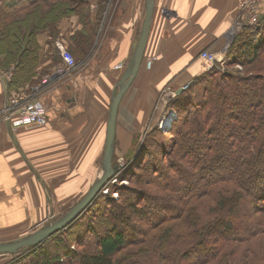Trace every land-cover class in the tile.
Instances as JSON below:
<instances>
[{
	"label": "crops",
	"instance_id": "crops-1",
	"mask_svg": "<svg viewBox=\"0 0 264 264\" xmlns=\"http://www.w3.org/2000/svg\"><path fill=\"white\" fill-rule=\"evenodd\" d=\"M243 1L155 0L140 69L117 110L115 153L124 154L146 128L147 110L163 88L171 86L178 93L201 75L200 53L221 51L231 43V28ZM89 3L94 17L98 0ZM145 4L146 0H107L100 24L92 31L76 17L58 24L54 45L69 50L77 67L61 73L60 59L51 68L53 81L38 93L35 88L27 93L28 86L19 93L42 102L46 125L14 131L1 124L0 244L60 218L64 208L79 202L100 177L111 99L139 40ZM88 32L95 35L93 45L81 56L76 35ZM49 42L48 34L39 35L42 55ZM5 74L0 69V112L9 98L19 96L9 90Z\"/></svg>",
	"mask_w": 264,
	"mask_h": 264
},
{
	"label": "trees",
	"instance_id": "trees-1",
	"mask_svg": "<svg viewBox=\"0 0 264 264\" xmlns=\"http://www.w3.org/2000/svg\"><path fill=\"white\" fill-rule=\"evenodd\" d=\"M0 2V69L4 73L11 72L8 87L16 96L22 93L26 86L30 88L27 93L39 87L42 78L50 73L47 70L59 64L60 53L54 45L58 35V24L64 19L76 17L83 26L92 31L94 26H99L107 4V0H98V9L92 17L89 0H0ZM262 17L264 15L260 14L257 24L248 26L244 33L238 35L229 51V54L236 51L235 48L238 45L244 48L249 46L247 50L252 58L242 63L245 70L249 72L246 76L224 75L214 79L201 75L187 85V93L179 95V99L192 98L187 94L200 86L198 90L200 95L197 94V96L201 101L194 104L193 113L179 119L177 121L179 125L173 124L171 128L174 129L167 133L176 134L177 137L172 142L175 148L173 156L169 157L170 155L165 153L159 164L155 163L149 168L154 177L158 176L164 181L162 186L157 183L163 195L174 192L184 194L182 198H177V204H173L174 210L170 208L171 204H168L169 207L166 205V208H162L165 212H172V214L163 212L161 216L153 217V221L148 220L146 227L141 226L136 230L127 224L122 225L124 222L122 210L119 212L109 210L108 213L114 216L113 223H111L112 228L102 229L97 236L93 251L81 253L77 259L78 264H127L129 260L135 258V254L142 252L141 247L138 248L142 243L137 242L145 239L150 231L154 232L162 228L164 223L185 216L187 219L191 216L192 220L189 221L193 223L192 226L195 229L198 228L199 223L202 224V227L195 230L192 236L198 238L203 236L204 241L200 243V249L210 252L211 256L215 257L217 252L213 250L212 245L223 237L217 235L218 229L223 228L224 233L234 231L232 219H227L233 214L229 210L237 209L240 204L248 201L249 197L254 202L249 203V210H247L253 219L251 232L248 236L242 237L241 241L240 238L239 243L246 244L255 240L256 248L251 249L247 259L250 256L254 257L255 252H258L261 259L264 258V22H262ZM41 34L49 36L50 42L47 44L49 45L47 50L52 52L51 55H47V52L46 55L45 52L44 55L41 54L42 50L38 43V37ZM261 35L262 39H260ZM76 38L82 46L81 56H86L93 45L94 33L76 35ZM40 66V71L37 72ZM174 106L180 115L186 110L185 108L182 110L184 104L174 103ZM157 132L159 134L161 130ZM220 132H225V134L222 136ZM152 136L156 137V135ZM131 142L134 149L141 140L136 136ZM142 146L143 143L137 149ZM163 148L166 149L165 146ZM137 149L133 153V161H136L141 156L140 153H143L142 148L139 151ZM175 152L181 153L177 159L180 163L171 164L170 159L175 161ZM174 164L178 168L167 169L174 167ZM184 167L186 172L194 173L199 180L200 186L197 187V192L189 190L183 193L172 179V175L183 172ZM126 174L123 173V178H127L124 177ZM167 179H172L173 183L165 184ZM146 198L142 194V197L139 195L132 200L133 203L140 205L141 201ZM205 198L208 202L200 204ZM197 200L200 201L195 203ZM116 203L111 201L112 205ZM126 204H129V200ZM215 216H217L216 221L213 219ZM203 217L208 219L202 220ZM75 221L76 219L66 229L74 225ZM196 222L199 223L196 224ZM114 223L116 226H113ZM74 226L77 228V225ZM166 228L155 236H160L158 240L163 249L167 248L163 241L173 234V226ZM136 232L140 235L139 239L132 238V234L135 236ZM235 238L236 236L233 239L231 237V240ZM43 243L22 249L18 253L35 250ZM128 245L137 250L129 249L126 254H123L122 251ZM121 253L123 255L118 257ZM44 254L42 259H36L33 264H64L66 261V257L57 258L55 261L49 253ZM184 255L188 257L186 252ZM203 262L205 258L202 256L198 264ZM262 262L264 263L263 260Z\"/></svg>",
	"mask_w": 264,
	"mask_h": 264
},
{
	"label": "rangeland",
	"instance_id": "rangeland-1",
	"mask_svg": "<svg viewBox=\"0 0 264 264\" xmlns=\"http://www.w3.org/2000/svg\"><path fill=\"white\" fill-rule=\"evenodd\" d=\"M261 19L262 22H264V17ZM242 20L243 15L240 13V17L238 20H236V22H234V25L231 28V43L228 42L225 49L212 53L208 52L213 54L214 63L207 70L206 65L201 62L203 68L201 75H206L207 77L210 76L214 79H217L219 76L224 75L244 77L249 73L245 70L242 64L243 62L250 61L252 58L249 56L250 54H248L247 47L249 46L244 48L242 45H238L237 48H235L237 50L230 52L229 54L235 39H237L238 35L244 33L246 28L249 26L247 24H243ZM262 38L263 36L261 35L260 39ZM46 52L47 55L52 54V52L49 50H46ZM76 62L78 64L77 60ZM51 68L48 69L47 72H51ZM50 75L51 73L44 76L43 78ZM196 78L197 76L193 77L190 82L192 83ZM190 82L182 86L180 88V92L178 93H176V91L171 86L163 88L158 93L157 97L152 102L150 111L147 110V120H149L147 125L145 124L146 128L141 134L137 135L141 142H138L136 147L134 146V149L131 142L130 146L126 148V152L128 154H126V152H124L125 154H123V152H114L112 165L119 167V171L116 173L118 176L115 175L112 180H109V183H107L106 186L100 191L92 204L76 218V223L74 222V225H77V228L72 225L68 229L65 228L64 230L56 232L55 235L53 234L51 238L46 240L42 246L36 248L35 250L19 252L16 256L2 255L0 256V264H33L36 259H42V256L45 252L49 253L51 258L55 261L57 258L59 259L60 257H66L64 264H78L77 259H79L81 253L93 251L97 236H99L102 229L106 230L112 228L111 223H113L112 221L114 220V216L112 217L113 214L108 213L109 210L114 212H119V210H122L124 216V222L122 225L124 226L127 224L130 228L133 227L136 230L141 228V226L146 227L147 221H153V217L156 218L157 216H161V214L165 212L162 208H166V205L171 204L170 206L172 207L170 208L174 210L173 204H177V198H182L184 194H180V192H174L163 195L160 192V188L158 187L157 183H159V186H162L164 181H162V179L158 176L154 177L153 174L150 173L149 168L155 163L159 164L163 154L167 153L170 155L169 157L173 156L175 148L173 147L172 142L175 141L177 137L176 134L167 133L171 129H174L171 128L173 127V124L176 126L179 125L177 124L179 119L190 116V113H193L194 111V104L197 101H201L197 96V94L200 93V91H198L200 90V86L194 88L189 94H187L192 98L186 97V100L185 97H183L179 99L180 94L188 92L187 85H189ZM174 103L177 105L178 103L184 104L182 110L184 108L186 110L180 115L178 112H176ZM165 122H168L167 127H163ZM159 129L161 130V133L158 134L157 130L159 131ZM220 133L222 136L225 134V132ZM149 135L150 139L147 140ZM152 135H156V137H153ZM157 136L161 138L158 139ZM141 143H143L144 146L140 147L142 148L143 153H140L141 156L137 158L138 161H133V153ZM147 144L150 145L147 146ZM163 146H165L166 149H162ZM140 148L137 150L139 151ZM180 155L181 153L175 152V161L170 159V163H180L177 160ZM136 162L137 164H135ZM176 168L178 167H176L174 164V167H168L167 169L173 170ZM185 172L186 168L183 172L173 174L172 179L177 183L178 187L181 189L180 191L183 193H186L189 190L192 192H197V187L200 186L199 180L197 177H195L194 173H190L188 171L186 173ZM123 173H127L126 176H124L127 178H123ZM172 179H167L165 184L171 185L173 183ZM142 194L147 197L141 201L142 204L139 205V203H133L132 199L139 197V195L142 197ZM82 198L83 196L80 199ZM247 199L248 201L246 200L244 203L240 204V207L237 209L233 211L229 210L233 214L229 215L227 219H232L234 231L232 233H224L223 228L218 229L217 235H221L223 237L212 245L213 250L217 252L215 257L211 256L210 252H204L200 249V243L202 244L204 241L203 236L201 238L192 236L195 230L202 227V224L196 222V224H199L198 228L195 229V227L192 226L193 223L189 221L191 216L190 219H187V216H185L180 219L178 218L164 223L162 228L157 229L154 232L153 230L150 231L148 236L142 241H136L137 243H142L140 246H138V248L141 247L142 252L135 254V258L129 260L127 264H198L202 256L205 258V262L201 264H264L262 262V260L264 261V258L261 259L258 252H255L254 257L250 256V258L247 259L251 249L256 248L254 245L255 240H252L251 243L247 242L246 244L239 243L240 238L241 241L242 237L248 236L251 232V223L253 219L250 214L247 213V210H249V203L254 202L253 199H250V197ZM127 200H129V204H126ZM111 201L112 203H117L112 205ZM198 201L200 200L195 201V203ZM207 202L208 200L205 198L200 202V204ZM75 204L76 203L71 205L69 204L66 208H64L65 210L63 213H67ZM170 213L172 214V212ZM57 218L46 220L42 222V224L28 229L24 235L15 237L13 242L25 238L35 231L50 225L51 223L55 222ZM204 218L205 220L208 219L207 217H203L202 220H204ZM213 219L216 221L217 216H215ZM170 225L171 227L173 226V234L169 235L166 241H163V243L167 245V248L163 249L161 246L162 244H160L158 240L160 236H155L158 235L159 232L166 230V227ZM214 225L215 224H213V226ZM113 226H116V224L114 223ZM228 234L230 236H227ZM139 236L140 235L138 232L135 233V236L132 234L133 239L134 237L135 239H139ZM234 236H236V238L231 240V237L233 239ZM79 237L80 239H78ZM131 248L132 247L128 245V247L122 251L123 254H126V251H129V249L135 251L137 250L135 247L132 249ZM184 252L188 254V257L185 255L183 256ZM123 254H119L118 257Z\"/></svg>",
	"mask_w": 264,
	"mask_h": 264
},
{
	"label": "water",
	"instance_id": "water-1",
	"mask_svg": "<svg viewBox=\"0 0 264 264\" xmlns=\"http://www.w3.org/2000/svg\"><path fill=\"white\" fill-rule=\"evenodd\" d=\"M154 2L155 0H146L144 21L139 40L133 51L127 68L117 85L118 90L113 93L111 99L106 127L105 146L101 163L102 173L100 177L93 183L87 194L55 222L18 241L0 244V256L16 255L18 251L39 245L56 232L67 228L68 225H70L84 210H86L92 204L100 191L119 171V167L112 165L115 145L117 110L122 96L126 93L140 69L150 30Z\"/></svg>",
	"mask_w": 264,
	"mask_h": 264
},
{
	"label": "built area",
	"instance_id": "built-area-1",
	"mask_svg": "<svg viewBox=\"0 0 264 264\" xmlns=\"http://www.w3.org/2000/svg\"><path fill=\"white\" fill-rule=\"evenodd\" d=\"M262 0H244L241 3V13L243 15V24L254 26L259 20L261 13ZM242 18V17H241ZM60 53V58L64 63V68L59 72L69 73L77 67V62L73 55L57 44ZM201 61L206 65V69L214 63L213 54L203 52L200 55ZM58 71V70H57ZM59 72H57L59 74ZM6 79L11 77V72L5 74ZM53 75L42 79L39 87L35 91L38 93L41 86L47 85L53 81ZM7 123L11 130H16L20 127H42L45 126L46 121V108L38 98L34 97H11L0 112V131L1 124Z\"/></svg>",
	"mask_w": 264,
	"mask_h": 264
},
{
	"label": "bare ground",
	"instance_id": "bare-ground-1",
	"mask_svg": "<svg viewBox=\"0 0 264 264\" xmlns=\"http://www.w3.org/2000/svg\"><path fill=\"white\" fill-rule=\"evenodd\" d=\"M169 122V121H168ZM168 122H165L164 124H163V127H167L168 126Z\"/></svg>",
	"mask_w": 264,
	"mask_h": 264
}]
</instances>
